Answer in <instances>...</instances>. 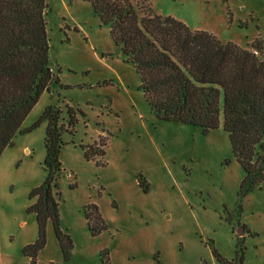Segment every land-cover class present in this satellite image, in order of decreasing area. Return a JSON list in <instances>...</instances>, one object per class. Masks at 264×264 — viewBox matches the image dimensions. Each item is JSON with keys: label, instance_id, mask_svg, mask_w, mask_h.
Wrapping results in <instances>:
<instances>
[{"label": "rangeland", "instance_id": "obj_1", "mask_svg": "<svg viewBox=\"0 0 264 264\" xmlns=\"http://www.w3.org/2000/svg\"><path fill=\"white\" fill-rule=\"evenodd\" d=\"M159 14L250 48L264 39V0H150ZM49 59L61 85L45 90L0 154L1 264H29L23 249L38 237L31 196L44 166L49 104L65 132L58 178L64 257L51 220L37 264H264V184L240 194L245 172L228 133L158 119L140 77L87 0H46ZM84 147H102L87 157ZM95 205L102 220L87 218Z\"/></svg>", "mask_w": 264, "mask_h": 264}, {"label": "trees", "instance_id": "obj_2", "mask_svg": "<svg viewBox=\"0 0 264 264\" xmlns=\"http://www.w3.org/2000/svg\"><path fill=\"white\" fill-rule=\"evenodd\" d=\"M87 1L135 67L154 116L208 133L219 127L223 112L234 157L245 172L240 194L264 184V39L256 38L250 48L224 42L210 31L157 13L150 0ZM47 6L46 0H0V154L14 143L42 93L61 85L49 59ZM68 108L66 120L61 106L49 104L28 128L47 121L48 175L32 190L36 202L29 208L36 213L38 237L23 249L29 264H37L46 245L49 220L64 257L71 256L72 239L60 227L58 192L63 135L73 134L77 121L76 109ZM84 148L87 157L104 153L102 147ZM86 215L96 224L102 220L95 205L88 206Z\"/></svg>", "mask_w": 264, "mask_h": 264}]
</instances>
